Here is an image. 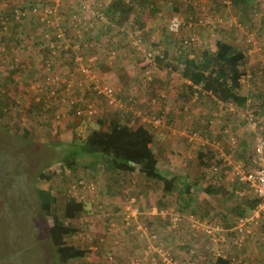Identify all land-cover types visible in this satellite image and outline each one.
Masks as SVG:
<instances>
[{
	"label": "rangeland",
	"instance_id": "1",
	"mask_svg": "<svg viewBox=\"0 0 264 264\" xmlns=\"http://www.w3.org/2000/svg\"><path fill=\"white\" fill-rule=\"evenodd\" d=\"M29 1L31 0H0V17L7 13L9 8L20 4L26 5ZM184 1L186 0H109L112 4L119 3L118 9L120 12H123V15L130 11L126 17L127 19L125 18L122 23H129L127 26L129 30L136 29L139 31L141 35V48H145V50L148 48L155 49V51L160 54L162 49L160 47L161 44L157 46L159 47L157 48L154 47V45L152 47L148 46L150 45L148 42L151 41V43L157 44L167 41L172 51L168 54V50H166L167 54L163 60L175 65H177V63L173 53L176 51V47H180L179 38L184 35H197V32H201V29H197L195 26L194 28L183 27L175 32L169 31L167 23L171 16H179L182 20H186L188 16H190L196 21V18H201L203 14L206 13L207 15V12L218 9V16L220 17L228 18V16H234V19L226 20L225 25L218 26L219 24L214 23L213 27H210L211 25L209 24V34L210 36H215L216 33L213 31H216L217 27H223L225 32L224 37L227 38L226 40L233 38L238 46L245 52L246 57L241 65H239V69L244 70L245 74L249 73L250 75L242 76L240 78L241 80L238 82L237 88H239L241 92L247 93L249 100L245 103L249 104L248 107H244L245 109L233 110L232 112L236 114V117H242L246 109L252 110L257 120V133L264 137V103L261 100V97L264 96V0H258L256 3L259 8L255 10L257 12L254 17L257 21L259 20V25L254 26L250 22V26L247 25L246 27L244 26V22L239 24L240 21L238 17L234 15V12H238L237 8L239 5L233 4L231 0H227V3L222 2V0H203V2L200 0H191L192 2H197L198 5L200 4L199 6L203 5V8H195L196 12L191 11V9L189 10L184 5ZM104 3L106 4V1H104ZM173 6L178 7L177 13L173 12ZM215 7H217V9ZM111 9H113V7L106 6V18H109V20L116 25L115 27H117L119 24L116 23V19L119 17V14H117L114 8L113 14L110 15L109 11ZM200 10L201 12L199 13L198 11ZM224 12H227V14L223 15ZM5 25L6 28L4 27L5 29L3 28L4 30L0 31V98L2 102L5 100L7 102L10 101L8 104L13 108L10 107L7 116H0V264H58L55 252L47 236L46 226L50 221L46 219L39 210L35 188H47L56 194L57 203L54 211L55 215L61 214L63 203L67 199L66 195L68 196L67 188L74 183L76 179H79V176H84L87 178L86 180H91L95 186V190L92 193L85 194L82 199L85 201L87 204L86 207L88 208H91L93 204L102 203L110 210L116 212L118 209L117 204L123 201L124 195L126 194L124 191L122 193H117V195H112L113 192L117 191L114 188L106 186V184L115 173H107L102 167L103 158L101 159L100 153L89 154L88 152L86 153L84 149L80 148L83 143L82 140L94 132H91V130L99 129L95 130V132H99L93 134L100 135H103L104 131H106L103 126L100 127L95 122L97 114L85 118L63 116L64 118L62 117L60 120H53L44 112L43 108L40 107L39 110L34 108V104L37 103V101L33 99V91L30 89L29 85L40 79L42 71H45L43 61L47 59V56L44 54V49L41 46V41L39 42V40L33 39V36L37 35L38 32V23L33 19L27 18L17 23L8 20L5 22ZM106 25L108 26L109 24L106 23ZM115 29L111 27L108 28L107 33H100V43H104L103 39L106 37H108L112 43L117 42L115 41L116 39H124L125 36L122 34L119 35V31L116 32ZM227 31L228 34H226ZM244 35L245 37L246 35H251L254 40L252 46H246ZM1 37H4L5 40L7 38V40L13 44V48L5 46L6 44L2 41ZM15 41L18 46L14 44ZM119 44L117 54L120 55L118 58L123 60L124 64L119 65L118 63H121V60L118 58L111 64H108V60L102 58L98 65L94 66V63L97 62L98 59L97 56L96 59H87L85 62L89 63L107 83L112 84L116 89H120L119 91L123 93V95L128 94L138 101L140 100L142 105L139 107H141V109L144 108L145 113L149 112V109H147L148 105L158 107L159 102L166 98L158 99L153 102L151 101V104H146L149 99L146 98V94H143L147 91L144 89L146 87H151L153 90L159 89L158 92H165L167 97V87L164 88L162 82L166 80L167 86H169L168 84L173 85L172 82L176 73L168 67L161 68L158 64L150 62L148 65L150 78L147 80L149 82H145L141 72L142 68L147 66V63H145L144 66L145 60L143 57H140L141 54L139 53L136 55L133 50L130 49L128 40H124L123 43H121L120 40ZM191 46L193 47L194 45L190 44V47ZM204 48L211 50L212 46L208 44L204 45L203 43L199 44L196 53H199ZM86 55L88 56L89 54L86 53ZM60 59L61 60L58 62L53 60L52 65H56L54 71H58L57 73L64 75L72 67V58L70 54H67L62 55ZM110 67H116L115 72L117 73L111 75L107 74ZM159 71L163 74H159ZM239 85H241L242 88H240ZM34 93L40 96V93ZM72 95H74V92H72ZM80 95L81 92H79V95L74 96L78 99ZM81 99L82 98L79 100ZM95 103L99 106L97 101H95ZM244 104L242 106H245ZM67 109V107L60 106L62 112H66ZM153 111H155V108ZM154 116L159 117L161 115L158 114ZM151 117L152 114L149 116L147 115V119L145 120L146 123H150L152 127L159 126L160 124L153 125V122H149ZM121 118L122 116L119 117V119ZM229 120V124H226V126L231 129L232 132H237L236 136L232 134L236 137L235 141L237 143L241 137L242 131L248 132L247 129L249 128L246 123L238 125L237 121L232 117H230ZM105 122L107 123V120H105ZM136 122L137 121H134V123ZM22 128L29 131L26 137L21 136ZM94 136L97 138V142L101 141L99 135ZM222 142L224 143L225 141ZM252 142L250 138H247L242 143L243 146L245 145L242 149L245 153L250 152ZM91 143H96V139ZM88 147L97 150L99 145ZM221 147L222 150H224V146L221 145ZM226 147L225 153L230 154L231 160H235L232 150L229 152L228 146ZM236 150L239 151V149L235 148L234 151ZM242 150L240 151L242 152ZM181 153L182 152L171 153L173 158H178L179 164L177 165H182L183 161H181V159L183 155ZM191 153L190 151V155ZM176 154L180 155L175 156ZM190 155L185 157L186 165L183 166V168H190L191 170H189L187 174L189 177H192L195 159L193 155L192 157ZM237 156H239L238 153ZM63 157L67 158L60 163L59 161L62 160ZM214 159V155H212L211 160L213 161ZM66 163L73 167L69 168ZM88 163L91 165L92 169H90L91 167ZM211 163L212 162H208V164H205L204 168H210ZM51 168L57 169V171L52 175L50 180L41 179L39 173L45 174ZM184 172L186 173V170H184ZM106 175L108 176L107 178H105ZM178 175H182V172H179ZM101 190H105L104 193H101ZM126 193L131 195L129 192ZM107 194L110 195L108 198ZM247 194L250 196H245L247 199H252L254 197L253 193L251 194L249 191ZM115 197L120 198V200L115 201ZM173 197L177 198L178 194L174 192ZM207 199L210 205L213 204L216 207L221 206L219 204L217 206L216 203L219 201L215 195H207L203 201L205 205L207 204ZM173 200L174 199L168 202L167 205L177 210L179 203L173 202ZM236 200H238V198H236ZM112 201H115L113 203L115 208L110 206ZM74 206H77L75 202ZM77 207H75V209ZM224 208L227 213L226 206H224ZM178 212L181 213V211ZM229 213L232 216H236L232 210L227 214ZM183 218H185V214H182L181 221ZM201 219H205L209 222L206 218ZM103 222L104 220H99L98 223L91 221L86 222L80 219L79 216H74L71 218L70 223L75 228L73 234L76 239L65 237V240L74 245H78V243L81 244L77 241L78 234L102 235V228H104ZM187 228L197 236V244L202 245L208 243L212 249L219 250L221 256L227 258L230 264H234L235 258L225 255L224 252L228 253L229 249L239 246V243L232 244L227 241L221 245L217 242H212L205 233L196 232L192 227ZM121 231L122 229L118 230L112 236H107L106 243L103 245L105 248L99 245L95 252L89 254V258H91L90 262L85 260V258H77L64 264H98L96 261L103 262V260H105L103 256L105 257L106 254L109 253L112 254V256L116 254L115 247L117 244L119 245L117 235L120 234ZM159 239L160 237H157L158 241ZM160 240L161 242H159L164 245V240L162 238ZM119 242L121 243V241ZM129 245L131 247V244ZM136 246L137 244L135 247ZM164 246L167 247L166 245ZM131 250L132 249L129 251L131 252ZM113 258H116V256H113ZM237 261H240V259Z\"/></svg>",
	"mask_w": 264,
	"mask_h": 264
},
{
	"label": "crops",
	"instance_id": "2",
	"mask_svg": "<svg viewBox=\"0 0 264 264\" xmlns=\"http://www.w3.org/2000/svg\"><path fill=\"white\" fill-rule=\"evenodd\" d=\"M35 1L37 2V0H31L26 5L20 4L18 6L27 8L29 7V5L36 3ZM90 1L93 4L97 2V0H90ZM101 1L103 3V7H105L103 10L105 16H106L105 13L106 6L113 7L116 9V12H118L117 10L119 7V3L112 4L111 2H109V0H101ZM104 1H106V4L108 5H106ZM200 1L203 2V0ZM257 2L258 0H248L247 3H242V5L238 6L237 8L238 12H234V15L238 17V20L240 21L239 24L244 22L245 27L247 25L250 26V22L254 26L259 25V20L257 21V19L254 17L256 14L255 15L246 14L249 17L246 16L243 18L241 15V13H243L244 11L245 13L249 12V9L244 10L245 5L249 6L250 4L251 10H257L259 8L258 5L256 4ZM193 4H194V8L196 9L203 8V5H201L202 6L201 7L199 6L200 4L199 5L197 4V2L193 1ZM215 8L217 9V7ZM74 10L76 9L67 8L64 12H62L63 15L61 14L60 15L62 17H65L68 14L72 13ZM109 13L110 15L112 14V9L109 11ZM218 14H219V9L212 10L211 12H207V15L206 13L203 14L201 16L200 21H198L197 19L195 22V19L193 18L194 20L193 28L196 25L197 29L199 28L201 29V32L200 33L197 32V35L194 34V36L184 35V37L193 39L191 45L193 44L194 46L193 47L189 46L188 48L186 46H182V48L184 49L179 47L178 49L176 47V51H174L173 53L176 60H178L181 56H184L183 54L187 55L188 58L200 57L201 51L199 53H196L197 46L199 44L202 43L204 45L208 44L212 46L211 50H214L216 47L214 45L216 43L215 42L216 39H221V40L227 39L224 37L225 32L223 27H217L216 31H213L212 29V31L216 33L215 36L214 35L210 36L209 34V29H208L209 24L211 25L210 27H213L214 23H217L219 24L218 26H221V25H225L226 20L234 19V16H228V18H223L218 16ZM225 14H227V12H224L223 15ZM31 19L36 21V19H34L33 17ZM107 19L109 20V18ZM109 21L106 22L109 24L108 25L109 27L106 25V23H96L91 30H89L83 35L84 39L88 43H90V45L85 47L82 51L85 60L96 59V56L98 57L97 62L94 63V66L95 65L97 66L102 58L106 60L107 59L112 60L110 62H107L108 64H111L114 60H117V58L120 57V55L116 53L117 56L111 58L110 55H108V49L111 48L114 50H118V47L120 45L119 44L120 40L121 43H123L124 40L127 41V39L124 37V39L123 38H120L118 40L116 39L115 41L117 42L112 43L109 40V38L106 37L105 39H103L104 43H100L99 41L101 38L100 33H107L108 28L111 27H114V29L116 28L115 29L116 32L119 31L120 27H115L116 25H114L111 21L110 22ZM125 25H127V23ZM118 34L119 35L121 34L120 31ZM226 34H228V31L226 32ZM249 36L251 37V35H246V37L244 35V42H246V39ZM229 40H234V39L229 38ZM148 43L150 44L148 46L151 47L153 45L154 47H157L160 46L161 44L160 46L162 48L160 51L161 53H163L164 51L167 54L166 50H168V54H169L172 51V49L169 48L170 44H168L167 41H163L162 43H157V44L151 43V41H149ZM181 44L182 42H179L180 47ZM128 46L130 47V49L133 50V52L136 55L140 53L141 54L140 57H142L145 48H140V51H136L131 47L130 44ZM86 53L89 55L87 56ZM68 54H70V52ZM60 57L58 58V60L51 59V61L53 62L54 60L58 62L61 60ZM176 63L177 65L181 64L179 63V61ZM118 64L122 65L124 64V61L121 60V63ZM55 67L56 65L55 66L53 65V70H55ZM115 70L116 67H110V70H108L107 74L111 75L117 73L115 72ZM242 71L243 73L245 72L244 70ZM175 73L176 74L174 75V79L172 82L173 85L168 84L170 86L169 87L167 86L166 80L162 82L164 88L167 87L166 90L168 95L166 97L165 92L163 91H159V92H163L165 94L164 98L166 99L158 97L159 89L153 90L151 89V87L148 88L146 87L144 89L147 91H145L143 94H146V98L149 99L147 100L146 104H151L150 101L151 98L153 97H155L156 100L163 99L159 102L158 107H152L151 105H148L147 109H149V112L145 113L144 108L141 109V107H139L142 105V103H140V100L138 101L137 99H135L134 103L131 104L132 102L128 98L129 95L128 94L123 95V93L121 92H120L121 93L120 96L122 97V102L125 105L131 104V106H127L130 108L117 110L111 108L109 105L105 103H102L100 105L101 111L97 114L98 116L96 115L95 122L98 118L105 119L107 120V122H110V120L111 121L115 120L121 124H125L127 130L131 132H135L139 127H143L144 129H146V133L150 135V140L148 144L151 146V149L154 153L153 169L156 174L155 179L151 177L148 178L145 176V174H142L137 167L131 172H127V173H121V172L117 173L115 171H107V173H111V174L115 173V174L113 175V177L111 178L109 177L110 179L109 182L106 184V186L114 188L117 191V192H113L112 195H117V193L120 192L122 193L125 191L126 195H124V197L129 195L128 193H126L129 192L131 193L132 196L136 198V202L141 211V214L138 216V221L147 224L150 227V229H152L157 234L158 238L160 237V239L162 238L164 240L163 244L168 247L166 248L170 251V254L176 260L177 262L176 264H214V260L216 257L213 254L214 249H212L208 243H204L202 245L197 244L198 242L197 236L193 232H191L189 228H187L189 227L187 219L183 218V220L177 226L170 227L166 217L161 216L159 214L147 215L145 212L148 211L149 207L153 205L158 208L172 209V207H168L167 205V203L170 202L172 199H174L173 202L179 203L180 208H182L181 202L183 196V198H186L187 201L189 202V207L186 210L187 212L180 210L182 214L186 215L192 213L193 215L198 216L200 218L208 219L209 222L211 223L222 225L224 228H230L233 225L236 216H232L230 213L229 214L227 213L230 210H232L234 206L237 205L243 207L244 210H246L247 208L245 207V200H246L245 196L250 197L249 194H247L248 191L251 194L253 192L248 186L239 184L234 181V179L231 176L230 165H225L222 163L221 167L217 171H212L211 167L210 168L208 167V169H206L204 168V165L200 163L197 153L198 151L202 153L201 158L204 161H206L207 164L212 159V155H214L215 158L213 161H216L217 160L216 157L218 156V154L217 151L213 149L212 143L218 141L220 142L221 145L224 146L223 148L224 150H222L223 153H225V150L227 148L226 146H228L229 148L228 150H232L235 160L243 161L246 163L250 152L245 153L244 150H242L245 147V145L243 146L242 143L247 138H250V140L252 141L254 140L253 138L254 131L249 127L246 118L247 112L252 110L246 109L245 114L242 117H236V114L232 112L233 110H241L244 107H248L249 104V103L248 104L245 103L249 100L247 93L241 92L239 88H235L234 90L244 97L243 104L245 103L244 104L245 106H242L243 104L240 105L233 100H228V101L219 100L210 92L203 91L201 89L200 84L193 85L192 90H189L190 89L188 86L189 81L183 78L181 74L177 72ZM159 74H163V73L159 71ZM245 75H250V74L249 73L243 74V76ZM240 78L239 80H241ZM41 79L42 78L40 77L39 80ZM239 87L242 88L241 85H239ZM73 92L75 96L79 95V92H81V95L78 96V99L82 98L81 100L85 99V97L88 96L90 97L89 93H87V91L84 92V89L82 88H75ZM61 107H67V106L62 105ZM154 108L156 112L153 111ZM151 114L153 117H156L154 115H158V114L161 115V122L159 126L152 127L150 123L148 122L146 123V121L140 119L141 116L142 117L145 115L149 116ZM120 116H122L121 119H119ZM230 117L235 119L238 125L246 123L247 127L249 128L247 129L248 132L242 131L241 137L239 138L237 143L235 141L236 137H234L236 136L237 132L235 131L232 132V130L226 126V124H229ZM134 121L137 122L134 123ZM232 138L234 139V144L231 147L229 145V139ZM222 141H225L224 142L225 144ZM235 148L239 149V151L237 150L234 151ZM240 150H242V152ZM190 151L192 152L191 155H190ZM175 152H182L181 153L183 155V158L181 159V161H183L182 165H177L179 164V160L177 157L173 158L171 153H175ZM237 153L239 154V156H237ZM178 155L180 154H176L175 156ZM189 155L191 157L193 155L194 156L193 158L195 159V167L192 169L193 170L192 177H189L187 174L191 169L190 168L187 169L186 167L183 168V166L186 165L185 157ZM184 170H186V173L184 172ZM179 172H182V175H178ZM107 177L108 176L106 175L105 178ZM188 184L190 186L189 191H185L184 188ZM164 188H168L169 191L163 192ZM212 188H216L217 190H214V193L213 192L209 193L205 191L206 189H212ZM220 188L226 190L227 193H220L219 192ZM104 191L105 190H101L100 192L104 193ZM174 192L178 194L177 198L173 197ZM209 194L215 195V197L219 201L218 203H216L217 206L218 204L221 206L216 207L213 204L210 205L208 199H207V204L205 205L203 201ZM108 196L110 195L107 194V198ZM235 197L238 198V200H236ZM118 200H120V198L115 197V201ZM115 201H112V204ZM120 203H118L117 206ZM112 204L110 206L115 208V205ZM224 206H226V210L228 211L227 213L225 211ZM178 207L177 210L179 211ZM190 209L191 211H189ZM250 210L246 211V213L250 212ZM117 236H118L117 241L119 245L117 244L115 247L116 254H114L113 256H116V258H113L114 260L112 264L115 263L127 264L131 256H135L137 258L141 256V247L143 242L145 241L143 240L141 241L137 239L135 234L131 232V230H129L128 228L122 230L121 233L118 234ZM160 239L159 241L161 242ZM119 241H121V243ZM129 244H131V247ZM136 244L137 246L135 247ZM220 244L222 245V243ZM130 249H132L131 252L129 251ZM224 254L228 256H233L235 258L234 264H264V226L261 223H259L257 227H254L251 237L244 238L239 243V246L229 249L228 253L224 252ZM219 257H223V256H219ZM239 259L240 261H237Z\"/></svg>",
	"mask_w": 264,
	"mask_h": 264
},
{
	"label": "built area",
	"instance_id": "3",
	"mask_svg": "<svg viewBox=\"0 0 264 264\" xmlns=\"http://www.w3.org/2000/svg\"><path fill=\"white\" fill-rule=\"evenodd\" d=\"M227 3V0H222ZM65 8L76 9L65 17H62V11ZM103 3L97 0L92 3L90 0H37L36 3L24 8L18 5L11 7L13 19L22 21L32 16L42 27L43 45L48 49L49 54L45 63L44 77L29 85L33 91V99L40 100V96L34 92L45 93L43 109L46 114L53 120H60L63 116H68L67 112H62L60 106L65 105L69 109H73V115L80 117H90L98 114L101 111V104L105 103L113 109H127L134 103L135 98L128 96L132 102L130 105H125L122 102L120 91L114 86L107 83L98 72L87 62H85L83 49L90 45L85 39L84 34L91 30L96 23L108 22L103 10ZM61 14V15H60ZM5 21L2 19L1 23ZM179 19L173 15L168 20V28L170 31H175L178 27ZM119 31L126 37L131 47L140 51L141 37L139 31L129 30L128 28L120 27ZM253 38L250 36L246 39V44L252 46ZM182 44H188L187 41H182ZM70 52L72 58V67L64 75H60L52 70L53 65L51 59H56L63 54ZM116 50L109 48L108 55L113 58ZM161 54V53H160ZM155 49L148 48L142 54L147 66L143 70L145 80H149L150 70L148 65L154 62L156 55H160ZM110 62V59H107ZM52 67V69H51ZM59 84L60 90L57 91L52 87ZM75 88H82L87 91L90 97H85L83 100L77 99L72 92ZM45 90V92H44ZM119 91V92H118ZM158 97L164 98L165 94L159 92ZM264 103V96L261 97ZM95 101L99 103L96 105ZM151 101H156V98H151ZM150 101V102H151ZM64 118V117H63ZM249 127L254 131L253 145L245 162L231 160L230 154L223 153L220 142L212 143L213 149L217 150V164L215 161L210 166L212 171H217L221 167V163L230 165L231 176L235 182L248 186L254 195L258 198L254 207L248 213L236 216L233 225L230 228H224L222 225L208 222L201 219L192 213L186 214L185 218L188 221L189 227L195 229L196 232L205 233L212 242L225 243L227 241L232 244L240 243L244 238L251 237L254 227L259 223L264 226V137L257 133L256 117L252 111L246 114ZM147 115L141 116V120H146ZM149 122L153 125H159L161 116L151 117ZM193 136V134H192ZM234 139H229V145L232 147ZM220 147V148H219ZM231 152V150L229 151ZM228 152V153H229ZM95 190L94 183L91 180L77 179L67 188L68 196H74L78 199H83V196L92 193ZM116 212L110 210L105 204L96 203L94 207L84 209L79 218L86 222L98 223L99 220H104V228L102 235H82L78 234L77 238L83 240L88 248V253L83 257L90 262L89 254L95 252L96 248L104 247L106 237L112 236L118 230L129 229L135 234L137 239L143 240L141 247V256L139 258L131 256L127 264H176V260L170 254V251L157 240V234L150 229L145 223L138 221V216L141 214L140 208L136 202V198L132 195H127L123 201L117 206ZM147 215L159 214L167 218L170 227L177 226L182 218V214L174 209H163L156 206H150L145 212ZM119 221V222H118ZM73 237L75 235L73 234ZM93 239L97 243H93ZM99 249V248H98ZM214 256H221L219 250H213ZM103 262L98 264H112V254H106ZM116 264V263H115Z\"/></svg>",
	"mask_w": 264,
	"mask_h": 264
},
{
	"label": "trees",
	"instance_id": "4",
	"mask_svg": "<svg viewBox=\"0 0 264 264\" xmlns=\"http://www.w3.org/2000/svg\"><path fill=\"white\" fill-rule=\"evenodd\" d=\"M248 0H231L233 4L242 5V3H247ZM36 2V1H35ZM185 6L191 11H195L194 4L191 0H186ZM249 4V3H248ZM10 9V8H9ZM7 10V13L2 15L0 17V31L4 30L6 28L5 23H1L2 19L5 18V21L8 20L13 21V23H17L20 21H16L13 19L12 12L10 10ZM67 8L63 9L62 12H64ZM172 9L174 10V13H177L178 7L173 6ZM249 9V12L241 13L242 18L246 17L248 14L255 15V10H251V5H245V9ZM114 12V8L112 9V14ZM130 11H128L129 13ZM199 13L201 12L198 11ZM127 13V14H128ZM117 14H119V17L116 19V23L119 24L117 27H124L125 29L129 25H125L126 23H122L125 18L127 17V14L123 15V12H120L118 9ZM247 14V15H246ZM179 19L178 27L175 31L184 28H193L194 20L192 17H188L186 20L180 19L179 16H177ZM249 17V16H247ZM28 18H32V16H29ZM7 19V20H6ZM127 19V18H126ZM200 21L201 18H196V20ZM196 22V21H195ZM122 23V24H120ZM38 32L37 35L33 36L35 40L41 41V46L44 49V54L48 56L49 51L47 48L43 45V36H42V27L40 24H38ZM196 26V25H195ZM194 26V27H195ZM5 27V28H4ZM168 27V23H167ZM4 28V29H3ZM169 30V29H168ZM170 31V30H169ZM172 31V32H175ZM141 36V35H140ZM2 41L5 42V46L13 48V44H11L7 38L5 40L4 37H1ZM180 42L187 41L188 45H181L189 47L193 39H189L188 37L181 36ZM215 49L210 50L207 48H204L201 51V56L194 58H188L187 55L183 54L184 56H181L176 62L179 61V65H175L172 63H168L163 60V58L166 57V53L163 51L160 55H156L153 59L154 63L158 64L161 68L168 67L170 70L177 72L181 74V76L189 81V90H192L193 85H199L201 86V89L203 91L210 92L213 94L216 98L222 101H228L233 100L236 103L242 105L244 102V97L241 96L239 93H237L234 89L238 87L239 78L243 76V71L239 69V65L243 62L246 55L242 48L238 46V44L233 40H221L216 39L215 40ZM15 45L16 41L14 42ZM246 44V42H245ZM246 46H249L246 44ZM178 48V49H179ZM184 49V48H182ZM117 53V50H116ZM46 60L43 61L44 65ZM181 61V62H180ZM145 66V62H144ZM52 69V68H51ZM53 70V69H52ZM144 68H142V78H145L146 75L143 74ZM44 72L41 73V78L44 77ZM145 82H149L144 79ZM59 84H54L52 87L56 91L61 89ZM45 92V90H44ZM33 96V95H32ZM45 93L40 92V100L37 101V103L34 104L35 109L43 108V102L42 99L44 98ZM10 101H1L0 98V116L4 117L8 115L10 106L8 103ZM13 108V107H12ZM32 112V111H30ZM45 112V110H44ZM68 116L73 117H80L73 115V109H67ZM85 118V116H83ZM97 125L100 127H104L106 131H104L103 135L100 134H93L97 133L95 130L99 129H93L91 132L92 134H89L87 138L82 140V144L80 146L81 149H84L86 153L89 154L92 153H100L101 159L103 158V166L106 171H115V172H121V173H127L134 170L136 167L141 171L142 174H145L148 178H156V174L153 169V163H154V153L151 149V146L148 144L150 140V135L146 133V129L143 127H139L135 132L128 131L125 124H121L115 120H110V122L105 123V119L98 118L96 120ZM29 131L25 128H22L21 136L26 137L28 135ZM94 135H99L100 142H97V138ZM96 143H91L92 141H95ZM92 145H99L97 147V150L90 149L88 146ZM198 159L201 164L205 165L207 164L206 161H204L201 156L202 153L198 151L197 153ZM65 158L63 157L62 160L59 162L61 163ZM96 161V160H95ZM209 162H212L210 160ZM217 164L219 163L218 160L215 161ZM65 163V162H64ZM66 165L69 168H72L73 166L66 163ZM88 165H90L88 163ZM91 167V165H90ZM92 169V167L90 168ZM57 171V169H50L45 174L39 173V176L43 180H50L52 175ZM79 179H84L86 181L87 178L84 176L78 177ZM77 180V179H76ZM189 184L186 185L184 188L185 191H189ZM214 190H217L216 188L212 189H206L205 191L211 193H214ZM169 191L168 188H164L163 192ZM220 193H227L226 190H223L222 188L219 189ZM35 195L37 198V203L39 206V210L41 214L50 221V223L46 226L47 228V236L48 239L53 247V250L56 255V261L58 264H64L72 259L77 258H83L88 253V248H86V243L83 242V240L78 239L81 244L78 243V245H74L73 243H70L65 240V237H69L70 239H76L73 237V233L75 232V228L71 225L70 220L74 216H80L81 212L84 211V209H89L86 207V203L82 199H78L77 197L70 196L67 197V199L63 203L62 212L60 215H55V207L57 203V197L56 194H54L50 189L42 188V187H36L35 188ZM182 196V195H181ZM245 207L247 208L244 210L243 207L240 206H234L232 211L236 214V216L246 213V211H249L255 203L258 201V198L255 196L252 199L245 198ZM74 202L77 204V206H74ZM78 202V203H77ZM182 208L178 207L179 211H186L189 207V202L186 198H183L182 196ZM75 207H77L75 209ZM94 207V204L93 206ZM191 211V209L189 210ZM187 212V211H186ZM193 212V211H192ZM195 213V212H194ZM104 223V222H103ZM147 225V224H146ZM148 226V225H147ZM149 227V226H148ZM150 228V227H149ZM103 229V228H102ZM89 233V232H87ZM86 235V233H83ZM93 243H97L95 239H93ZM83 245V246H82ZM214 264H230L229 260L224 257H215Z\"/></svg>",
	"mask_w": 264,
	"mask_h": 264
}]
</instances>
